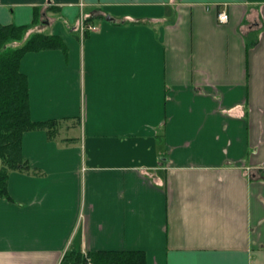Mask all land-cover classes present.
<instances>
[{"label":"crops","instance_id":"0c3cea01","mask_svg":"<svg viewBox=\"0 0 264 264\" xmlns=\"http://www.w3.org/2000/svg\"><path fill=\"white\" fill-rule=\"evenodd\" d=\"M10 25L66 51L20 63L59 129L23 136L0 264H264V0H0Z\"/></svg>","mask_w":264,"mask_h":264},{"label":"trees","instance_id":"16d2710c","mask_svg":"<svg viewBox=\"0 0 264 264\" xmlns=\"http://www.w3.org/2000/svg\"><path fill=\"white\" fill-rule=\"evenodd\" d=\"M87 22V21H86ZM88 25V24H87ZM29 27L0 26V198L9 199L8 178L14 170L27 168L22 155L23 136L28 131L48 130L57 133V122H34L31 119L27 77L20 71L23 57L45 49H62L60 38L35 34L28 40ZM19 44L18 46L15 44ZM146 264L141 251H99L67 255L63 264Z\"/></svg>","mask_w":264,"mask_h":264},{"label":"built area","instance_id":"2783aa9c","mask_svg":"<svg viewBox=\"0 0 264 264\" xmlns=\"http://www.w3.org/2000/svg\"><path fill=\"white\" fill-rule=\"evenodd\" d=\"M218 19H219V22L220 23H228V21H229V15L227 14V12L226 11H222L220 14H219V16H218ZM82 28H83V30L85 29V28H87L88 30H91V31H96V30H98V28L97 27H95V26H90V25H83L82 24ZM86 264H92V262L90 261V260H88L87 261V263Z\"/></svg>","mask_w":264,"mask_h":264},{"label":"rangeland","instance_id":"374dc122","mask_svg":"<svg viewBox=\"0 0 264 264\" xmlns=\"http://www.w3.org/2000/svg\"><path fill=\"white\" fill-rule=\"evenodd\" d=\"M41 20H42V19H41V17L39 16V17L37 18V21H38V22H41ZM41 34H43V33H41ZM33 35H35V34L32 33V34L29 35V37H27L26 39L28 40V39H29L30 37H32ZM43 35H46V33H44ZM26 36H27V34H26ZM15 45L18 46L19 44L16 43ZM57 129H59V126H58ZM55 134H56V133H55ZM55 134H54V135H55ZM2 165H3V164H2V161L0 160V167H2Z\"/></svg>","mask_w":264,"mask_h":264}]
</instances>
